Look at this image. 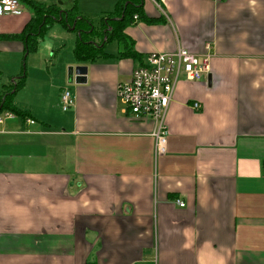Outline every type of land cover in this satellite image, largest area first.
Segmentation results:
<instances>
[{
    "label": "crops",
    "instance_id": "crops-1",
    "mask_svg": "<svg viewBox=\"0 0 264 264\" xmlns=\"http://www.w3.org/2000/svg\"><path fill=\"white\" fill-rule=\"evenodd\" d=\"M118 1L96 10L88 62L58 23L29 54L6 38L31 17L24 5L0 17V91L24 71L11 103L26 116L0 124V264H264V0H142L124 20ZM47 33L57 60L44 74L29 59ZM178 48L209 54L210 71L176 85L156 155L153 123L116 89L148 54ZM69 66L86 68L83 84H67Z\"/></svg>",
    "mask_w": 264,
    "mask_h": 264
},
{
    "label": "built area",
    "instance_id": "built-area-1",
    "mask_svg": "<svg viewBox=\"0 0 264 264\" xmlns=\"http://www.w3.org/2000/svg\"><path fill=\"white\" fill-rule=\"evenodd\" d=\"M22 10L23 6L18 0H0V17L20 16ZM209 71V54L197 56L182 48L170 53L152 52L146 56L142 65L132 70L127 82L117 86L116 94L124 111L135 119H148L153 123L152 136L155 141L156 155L165 152L167 135L165 117L176 85L180 80L201 81ZM72 105L73 98L70 91L63 89L60 94L62 111H66ZM190 108L197 111L201 105L193 103ZM12 118L14 114L5 111L0 114V124L5 119ZM28 122L32 124V121ZM176 203L179 207H184V203L179 200Z\"/></svg>",
    "mask_w": 264,
    "mask_h": 264
},
{
    "label": "trees",
    "instance_id": "trees-1",
    "mask_svg": "<svg viewBox=\"0 0 264 264\" xmlns=\"http://www.w3.org/2000/svg\"><path fill=\"white\" fill-rule=\"evenodd\" d=\"M18 1L22 5L30 8L33 14L19 34L8 36L6 38L21 41L24 53L29 54L34 52L46 30L52 24L58 23L67 31H72L78 34L75 48L73 50L76 61L88 62L95 58L96 55L93 52L96 49L91 43V38L95 39L98 32L89 19L80 16L75 11L74 7L69 10L61 11L57 5L46 6V8L43 9V6L34 0ZM154 1L157 2L158 0ZM141 2L142 0H119L116 4L115 12L117 10L119 13L118 16L123 15L122 19L124 20L129 13L134 14L138 12L141 8ZM132 7H134V9H131ZM101 35L103 36L102 32ZM24 78L25 72L23 71V74L18 80H12V83L15 84L14 86L6 87V90H4L3 93H0V114L8 111L15 116L21 118L26 117L24 113L14 108L11 103L15 92L22 86Z\"/></svg>",
    "mask_w": 264,
    "mask_h": 264
},
{
    "label": "rangeland",
    "instance_id": "rangeland-1",
    "mask_svg": "<svg viewBox=\"0 0 264 264\" xmlns=\"http://www.w3.org/2000/svg\"><path fill=\"white\" fill-rule=\"evenodd\" d=\"M106 1H108V0H103V1H99V0H92V2H91V0H86L84 3H85V9H86V6H87V8H88V11L87 10H85L84 11V16L83 17H85V18H88L89 19V21L91 22H94L93 23V26L94 25H97L99 22H100V19L102 18L101 17V15L96 11L97 10V8H99V7H102V6H104V8H110L109 6H108V4L109 3H107ZM38 4H41L43 7V9L44 8H46V6L47 5H44V4H42V3H39L38 2ZM26 8H27V10H28V12H29V14H33L32 13V10H30V8H28L27 6H25ZM78 13V12H77ZM79 14V13H78ZM80 15V14H79ZM113 16V15H112ZM103 18H105V16L103 17ZM109 18V17H108ZM30 19V18H29ZM109 20V19H108ZM29 21V20H28ZM108 26V25H107ZM55 27V26H54ZM104 27H105V25H104ZM102 28L103 27H101L100 29H99V31L100 30H102ZM50 31V29H48L47 30V32H49ZM97 31V30H96ZM49 35H50V33H47L46 35H45V38L43 39V41L40 43V46H39V48H38V53L36 54V59H33L32 60V62H30L31 60L29 59V67L31 66V68H32V66H34V67H36V70H41L42 71V73H44L45 74V69H46V67H47V69H49V70H52V66H54L55 64H56V60H57V57H54V56H51V55H46V57H45V50H44V46H45V44H43V42L44 41H46V39L49 37ZM92 40L91 41H95V39L94 38H91ZM71 44H73V41L72 42H68L67 43V46L68 47H71ZM67 49V48H66ZM58 51V50H57ZM60 51V50H59ZM58 51V52H59ZM58 56V55H57ZM71 56V52H69V51H67L66 52V54H63L62 55V59H60V60H64V59H67V58H69ZM59 59V58H58ZM31 64V65H30ZM51 72V71H50ZM3 83H6L7 82V77H4V78H1L0 79ZM15 84H13L12 83V81L9 83V85H7V87L8 86H14ZM70 87V86H69ZM68 88V87H67ZM4 90H6V87H4L2 90H1V92L0 93H3V91Z\"/></svg>",
    "mask_w": 264,
    "mask_h": 264
},
{
    "label": "water",
    "instance_id": "water-1",
    "mask_svg": "<svg viewBox=\"0 0 264 264\" xmlns=\"http://www.w3.org/2000/svg\"><path fill=\"white\" fill-rule=\"evenodd\" d=\"M85 73L86 68L84 66H69L66 70L67 84H83L85 82Z\"/></svg>",
    "mask_w": 264,
    "mask_h": 264
}]
</instances>
